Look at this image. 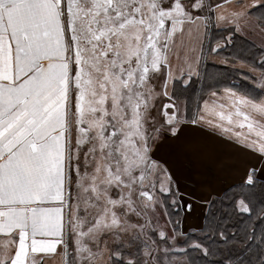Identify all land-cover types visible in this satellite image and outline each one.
I'll list each match as a JSON object with an SVG mask.
<instances>
[{
  "label": "snow or ice",
  "instance_id": "snow-or-ice-1",
  "mask_svg": "<svg viewBox=\"0 0 264 264\" xmlns=\"http://www.w3.org/2000/svg\"><path fill=\"white\" fill-rule=\"evenodd\" d=\"M0 264H264V0H0Z\"/></svg>",
  "mask_w": 264,
  "mask_h": 264
},
{
  "label": "crops",
  "instance_id": "crops-1",
  "mask_svg": "<svg viewBox=\"0 0 264 264\" xmlns=\"http://www.w3.org/2000/svg\"><path fill=\"white\" fill-rule=\"evenodd\" d=\"M251 41L260 47V38L259 37H254L251 39ZM236 69L243 71V72H248V69L247 68H241L239 63H237ZM249 74L252 75V73H250V72H249ZM189 127H192V126H189ZM185 135L189 139L198 140L200 143H202L204 145V147L209 152H222V151L226 150L225 146L222 143H220L218 139L211 137L207 133H203L202 130L198 129L195 132H186ZM212 175L213 176L216 175L215 169H213ZM189 186H191V185H189Z\"/></svg>",
  "mask_w": 264,
  "mask_h": 264
},
{
  "label": "trees",
  "instance_id": "trees-1",
  "mask_svg": "<svg viewBox=\"0 0 264 264\" xmlns=\"http://www.w3.org/2000/svg\"><path fill=\"white\" fill-rule=\"evenodd\" d=\"M220 35V33H217L215 31H213L212 33H210L211 38L215 39L218 38ZM253 43L251 40L249 42H242L241 40L237 39V45L235 49H230V51H235L236 53H243V57L245 59H247L249 57V55H255L258 56L259 55V46L256 44V48L252 49L249 47V44ZM221 59H223V56H218ZM210 61V60H209ZM211 62V61H210ZM219 65V64H218ZM231 70V69H230ZM236 71H240L237 70ZM235 74V72H234ZM250 75V74H249ZM236 81L239 83L240 87H248V88H252L254 87L252 84L249 83V81L244 80L241 76L236 75ZM182 102V101H181Z\"/></svg>",
  "mask_w": 264,
  "mask_h": 264
},
{
  "label": "rangeland",
  "instance_id": "rangeland-1",
  "mask_svg": "<svg viewBox=\"0 0 264 264\" xmlns=\"http://www.w3.org/2000/svg\"><path fill=\"white\" fill-rule=\"evenodd\" d=\"M208 59H209L211 62H215V63H217V64H219L220 61H221V58H220V57H216L214 61H213V58H212V57H208ZM219 59H220V60H219ZM181 103H182V102H181Z\"/></svg>",
  "mask_w": 264,
  "mask_h": 264
}]
</instances>
